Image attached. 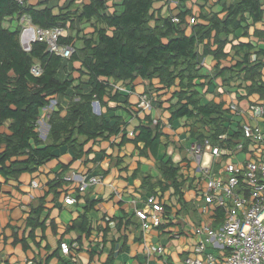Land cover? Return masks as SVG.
I'll return each instance as SVG.
<instances>
[{"label": "trees", "instance_id": "16d2710c", "mask_svg": "<svg viewBox=\"0 0 264 264\" xmlns=\"http://www.w3.org/2000/svg\"><path fill=\"white\" fill-rule=\"evenodd\" d=\"M60 1L0 0V127H7L0 132L5 144L0 152L2 175L34 171L60 146L78 157L90 151L85 145L97 137L120 133L126 139V122L117 110H130L118 86L132 87L137 77L149 81L146 94L153 79L173 87L168 99L152 101V107L168 110L170 121L185 118L195 142L208 139L232 148L243 139L240 121L230 117L222 101L205 99V94L217 79L225 87L240 80L236 91L244 83V97L256 93L264 99V0H172L175 11L168 8L171 0ZM194 4L198 13L193 12ZM173 14L180 21H173ZM193 14L197 21L189 25L186 17ZM23 15L36 26L63 29L58 42L70 46L71 54L48 50L44 41L24 50L19 23ZM14 19L18 21L13 29L5 25ZM207 56L216 60L210 70L202 64ZM228 57L231 63L221 65ZM34 65L41 67L39 74L31 71ZM51 96L56 104L46 117L43 138L37 120ZM93 101L99 102V113L93 111ZM152 123L146 114L131 140L143 142L142 150L156 152L162 132L159 123ZM223 133L226 139H220ZM157 164L161 176L151 188H164L165 180L177 191L178 164L170 158L157 159ZM60 182L53 179L49 186Z\"/></svg>", "mask_w": 264, "mask_h": 264}, {"label": "crops", "instance_id": "0c3cea01", "mask_svg": "<svg viewBox=\"0 0 264 264\" xmlns=\"http://www.w3.org/2000/svg\"><path fill=\"white\" fill-rule=\"evenodd\" d=\"M26 1L36 4L39 0ZM198 11L199 6L194 4L193 12ZM230 63L229 57L220 61L221 65ZM202 64L210 70L216 60L207 56ZM262 74L264 79V66ZM239 82L225 87L217 79L215 86L213 83L208 87L205 99L222 101L225 109L232 100L242 107L264 100L256 93L244 97V83L236 91ZM149 86V81L140 77L133 80L132 87L118 86L127 95L130 110H117L126 122V139L120 133L97 137L85 145V150L90 151L78 157L68 147L60 146L51 159L34 171H23L17 176L0 173V264H186L185 257L195 255L193 245L198 241H203L208 251L212 250L207 232L197 233L195 227L202 224L219 227L224 208L213 211L210 207L204 211L207 203L196 184L203 186L205 178L196 169L198 162L188 150L195 140L190 137L186 119L170 121V112L157 105L150 111L138 108L140 95L148 92ZM172 91L173 87L161 86L158 79L151 81L149 93L155 103L168 99ZM146 114L153 119L152 126L159 123L162 132L156 152L150 148L142 150L143 142L136 145L131 140L136 132L129 134L144 123ZM261 122L264 123V118L259 122L264 130ZM0 132H7V127L1 126ZM240 141L244 149L231 156L211 159L208 154L203 155L204 161L211 163V173L219 174L226 161H238L240 153L246 154L251 144L244 137ZM4 148L5 144L0 142V152ZM169 158L180 167L179 191L165 180L164 188L158 185L151 188V183L161 176L157 159ZM95 175L99 182L80 189L82 181L88 182ZM53 179L61 182L50 187ZM150 194L160 198L165 214L160 225L142 229L135 209L146 208ZM68 196L75 200L66 202ZM61 241L69 243V253L61 251ZM158 245L164 250L157 251ZM212 253L218 256L221 251L214 249Z\"/></svg>", "mask_w": 264, "mask_h": 264}, {"label": "built area", "instance_id": "2783aa9c", "mask_svg": "<svg viewBox=\"0 0 264 264\" xmlns=\"http://www.w3.org/2000/svg\"><path fill=\"white\" fill-rule=\"evenodd\" d=\"M171 19L180 21L174 14L171 15ZM186 21L189 25L195 23L196 14L188 15ZM19 23L20 42L24 50H30L34 41H44L51 51L63 56L71 54L73 49L70 46H62L58 42L63 29L36 26L26 15L20 18ZM31 71L39 74L41 67L34 65ZM49 100V104L41 109L37 120L38 127L41 126V122L47 124L46 117L56 104L54 96ZM152 101V96L142 93L138 108L141 111H150ZM226 109L230 117L240 119L243 137L249 141L251 147L242 158H237L238 161H226L221 172L213 174L210 172L211 163L205 162L203 155L208 154L211 159L221 155L231 156L243 150L244 143L240 141L233 148H228L213 145L205 139L204 142H193L190 145L188 150L198 162L196 169L202 172L205 178L203 186L199 182L196 184L207 203L204 211L210 207L213 211L222 207L224 218L217 228H209L206 224L195 227L197 233L207 232V240L212 250L208 251L204 242L198 241L193 245L195 255L185 257L186 264H264V130L259 126V122L264 118V100L252 101L247 107H242L236 100H232ZM129 134L132 135L133 131ZM219 137L225 139L226 134ZM99 181L98 176H92L88 182L82 181L80 189ZM33 185H37L36 180H33ZM65 200L71 203L75 199L68 196ZM135 213L141 220L142 229H147L161 224L165 208L157 195L150 194L147 198V207L136 208ZM60 248L63 253H69L67 241H61ZM156 249L164 250L162 245H158ZM214 249L221 251V254L217 256L212 253Z\"/></svg>", "mask_w": 264, "mask_h": 264}, {"label": "rangeland", "instance_id": "374dc122", "mask_svg": "<svg viewBox=\"0 0 264 264\" xmlns=\"http://www.w3.org/2000/svg\"><path fill=\"white\" fill-rule=\"evenodd\" d=\"M60 2H62V0ZM155 5H159V2H156ZM167 5H168V8L173 9L174 6H175V1H172L171 0V1H169V3ZM55 11H56V9H55ZM17 21H18V19L17 20L14 19L12 21H5V25H8V26H10V28L13 29L17 25ZM261 125L263 126L264 123L261 122ZM38 130H39L40 135L45 137L46 136V133H47V130H48V125L45 124V123H43V122H41V126L38 127ZM238 157L239 158H242L243 155L240 153Z\"/></svg>", "mask_w": 264, "mask_h": 264}, {"label": "water", "instance_id": "95a60500", "mask_svg": "<svg viewBox=\"0 0 264 264\" xmlns=\"http://www.w3.org/2000/svg\"><path fill=\"white\" fill-rule=\"evenodd\" d=\"M47 49L50 50L49 46H47ZM93 110L99 113V102L98 101L93 102Z\"/></svg>", "mask_w": 264, "mask_h": 264}]
</instances>
